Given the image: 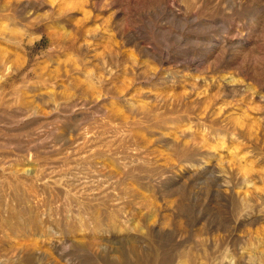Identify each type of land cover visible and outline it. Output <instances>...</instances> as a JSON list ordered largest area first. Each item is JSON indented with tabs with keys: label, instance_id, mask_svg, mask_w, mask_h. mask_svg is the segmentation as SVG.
<instances>
[{
	"label": "rangeland",
	"instance_id": "374dc122",
	"mask_svg": "<svg viewBox=\"0 0 264 264\" xmlns=\"http://www.w3.org/2000/svg\"><path fill=\"white\" fill-rule=\"evenodd\" d=\"M0 216V264H264V0H0Z\"/></svg>",
	"mask_w": 264,
	"mask_h": 264
},
{
	"label": "bare ground",
	"instance_id": "6f19581e",
	"mask_svg": "<svg viewBox=\"0 0 264 264\" xmlns=\"http://www.w3.org/2000/svg\"><path fill=\"white\" fill-rule=\"evenodd\" d=\"M1 217V216H0ZM19 216H18V212L17 211H14L13 210V212L11 213V218H12V229H13V231H17V230H21V231H25L26 230V228L27 227H30L31 226V229H35L36 228V226H35V223H36V221H37V218H36V216H30L29 218L28 217H26V218H23V219H20V218H18ZM6 219H7V217H6ZM7 224V223H6ZM29 225V226H28ZM1 226V225H0ZM1 229V228H0ZM31 255V253L30 252H28L25 256H24V258H23V260H25V261H27L28 263H30V261H33L32 259L34 258V257H32V256H30ZM126 258V257H125ZM123 261V260H122ZM27 263V264H28ZM126 263V262H125ZM121 264H123V263H121Z\"/></svg>",
	"mask_w": 264,
	"mask_h": 264
}]
</instances>
